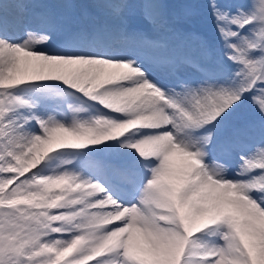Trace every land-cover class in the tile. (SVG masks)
I'll return each mask as SVG.
<instances>
[{
    "label": "snow or ice",
    "instance_id": "1",
    "mask_svg": "<svg viewBox=\"0 0 264 264\" xmlns=\"http://www.w3.org/2000/svg\"><path fill=\"white\" fill-rule=\"evenodd\" d=\"M77 6L0 0V264H264V0H207L209 39Z\"/></svg>",
    "mask_w": 264,
    "mask_h": 264
},
{
    "label": "rangeland",
    "instance_id": "2",
    "mask_svg": "<svg viewBox=\"0 0 264 264\" xmlns=\"http://www.w3.org/2000/svg\"><path fill=\"white\" fill-rule=\"evenodd\" d=\"M49 1L52 4L76 5V0H49ZM29 2H34V0H29ZM206 2L207 0H189L186 3V6L177 7L173 19V23L180 29L188 28L187 25L188 22H191V27H194L195 29H199V27H197V24L200 23L205 27H203V30L197 31L195 33L199 34L205 39H209L211 37L213 29H212V25L202 18L204 17L205 14L202 13L204 8L201 7ZM81 5L82 4H78L77 7L55 9L58 26L61 29L78 30V29H85L87 27H91L93 29L94 27L101 24L96 15L92 17V10L88 11L87 9L85 11L84 9H82ZM128 10L132 14V17H130V22L128 20L129 29L133 30L140 27L142 25L141 9L135 8ZM84 14H87V16ZM23 18L27 20L28 17H23ZM93 20H95V22ZM185 31L187 32V30ZM194 47L195 45H190L186 47L184 50L185 52H191L194 49ZM252 124L256 125V129L254 131H249L247 133L246 139L249 142L255 140L258 137V118L256 117L253 109L250 106L246 105L244 108H242L234 115L232 121L230 122L228 131L230 132L231 129L236 127L240 129H247L248 126Z\"/></svg>",
    "mask_w": 264,
    "mask_h": 264
},
{
    "label": "bare ground",
    "instance_id": "3",
    "mask_svg": "<svg viewBox=\"0 0 264 264\" xmlns=\"http://www.w3.org/2000/svg\"><path fill=\"white\" fill-rule=\"evenodd\" d=\"M96 14H98V16L101 17V19L105 18V19H107L109 21H110V19L112 20V17H111L109 9L100 7ZM24 17H28L27 20L30 19L29 14H25ZM183 70L186 71L187 69H183Z\"/></svg>",
    "mask_w": 264,
    "mask_h": 264
}]
</instances>
